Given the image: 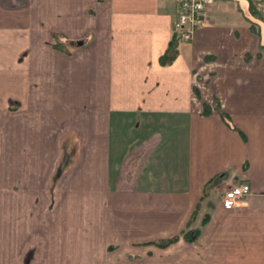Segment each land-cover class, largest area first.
Returning <instances> with one entry per match:
<instances>
[{"label":"crops","instance_id":"1","mask_svg":"<svg viewBox=\"0 0 264 264\" xmlns=\"http://www.w3.org/2000/svg\"><path fill=\"white\" fill-rule=\"evenodd\" d=\"M254 1L216 0L163 64L175 0H0V145L6 132L11 157L0 192L11 184L54 209L50 264H264ZM243 181L252 192L226 209L224 190ZM24 202L0 210L16 218L13 248L18 234L37 240ZM200 203L192 225L209 219L190 242L182 232Z\"/></svg>","mask_w":264,"mask_h":264},{"label":"rangeland","instance_id":"2","mask_svg":"<svg viewBox=\"0 0 264 264\" xmlns=\"http://www.w3.org/2000/svg\"><path fill=\"white\" fill-rule=\"evenodd\" d=\"M3 127V129H6L7 131L8 125L5 124V126ZM3 134L5 136V141H1L2 144L0 145V164L2 163L1 160L3 159L2 155H4V165L6 166V164H8L7 162L11 161V157L8 155V151L6 148V145L8 143L7 133L3 132ZM1 146L3 148H1ZM1 151H3L4 153L2 154ZM5 175L7 174L5 173ZM12 188L13 186L11 184H5V190L3 191L4 193L1 194L2 192H0V210L1 208L5 207V209L11 212L14 205H16L17 203L21 202L22 204H26L24 200L29 201L31 199L33 207L32 211L27 212V214L25 213L26 211L24 213L22 212L21 216L19 217H22V219H24L27 224L29 223V220L32 221V223L30 222V225H32L30 229L31 231L35 229V237H37V240L35 243H25V241L28 240L26 239L28 237H25L24 234H18V244L16 243L17 245L15 246V248H13V246L11 245L12 222L9 220L14 221L16 218L14 216L9 217V215L11 216V214L6 215L7 212H4L3 220H5V222H3L1 221L0 211V264H50L49 255L52 247H50V244H45V241L51 238V229L47 226V221L50 219V214H55V211L54 209L53 211L44 209L47 203L43 195L38 194L27 199L25 196L21 195L22 191L20 193L19 191L14 193L12 191ZM50 198L53 200L52 202L50 200L49 203H53L54 205L56 202V197L53 195V197ZM33 221H35L36 223L34 224ZM36 224L37 227H35ZM21 230H23V228H21ZM52 230L54 232L56 229L53 228ZM54 238L55 237L53 234V239Z\"/></svg>","mask_w":264,"mask_h":264},{"label":"built area","instance_id":"3","mask_svg":"<svg viewBox=\"0 0 264 264\" xmlns=\"http://www.w3.org/2000/svg\"><path fill=\"white\" fill-rule=\"evenodd\" d=\"M178 6L173 24V37L190 41L196 30L209 22L210 7L216 0H175ZM254 10L264 17V0L254 1ZM252 192V185L243 181L226 188L222 202L226 209L234 207Z\"/></svg>","mask_w":264,"mask_h":264},{"label":"trees","instance_id":"4","mask_svg":"<svg viewBox=\"0 0 264 264\" xmlns=\"http://www.w3.org/2000/svg\"><path fill=\"white\" fill-rule=\"evenodd\" d=\"M179 42H180V40L178 38H176V37L172 38L166 53L161 57V62L163 64L171 63L174 60V58L178 55V53H179ZM55 45L57 47H59V46H62L63 43H62V41L59 40V43H56ZM208 111H209V109H206V112H208ZM200 206H201V203H200V205H198V207L194 211L187 228L182 232V236L190 242H197L199 240V238L202 235L203 226L207 223V221L209 219V214H205L200 225H198V226L192 225L198 219ZM177 238H178V236L171 237V238L165 239L162 242H158V244L163 245V246H167V245L171 244L172 242H174Z\"/></svg>","mask_w":264,"mask_h":264}]
</instances>
